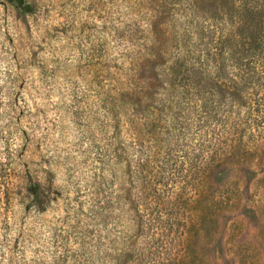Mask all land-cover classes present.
I'll list each match as a JSON object with an SVG mask.
<instances>
[{
	"label": "rangeland",
	"instance_id": "1",
	"mask_svg": "<svg viewBox=\"0 0 264 264\" xmlns=\"http://www.w3.org/2000/svg\"><path fill=\"white\" fill-rule=\"evenodd\" d=\"M25 3L0 0V264H264V0Z\"/></svg>",
	"mask_w": 264,
	"mask_h": 264
},
{
	"label": "trees",
	"instance_id": "2",
	"mask_svg": "<svg viewBox=\"0 0 264 264\" xmlns=\"http://www.w3.org/2000/svg\"><path fill=\"white\" fill-rule=\"evenodd\" d=\"M17 5L24 11H30L31 7L25 3V0H16ZM191 13L194 17H208L210 14V9L208 10L207 4H198L193 2L191 4ZM251 36H247L246 40L252 39L253 43L256 45V48H263V40H264V30L260 28L259 30H254L249 33Z\"/></svg>",
	"mask_w": 264,
	"mask_h": 264
}]
</instances>
